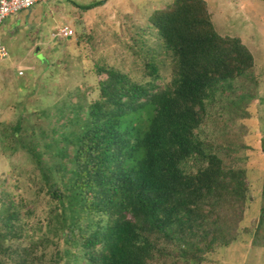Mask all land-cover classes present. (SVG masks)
<instances>
[{"label": "trees", "instance_id": "obj_1", "mask_svg": "<svg viewBox=\"0 0 264 264\" xmlns=\"http://www.w3.org/2000/svg\"><path fill=\"white\" fill-rule=\"evenodd\" d=\"M147 22L169 52L168 81L151 54L143 55L142 80L95 65L97 97L78 106L85 109L75 131L55 136L64 125L59 111L48 131L38 128L40 145L19 137V122L8 133L53 205L58 262L207 264L216 249L237 241L247 169L226 164L198 131L210 102L230 80L247 77L254 56L240 38L218 32L205 0H171ZM147 107L144 129L123 126ZM261 185L264 198V174ZM21 207L0 190V264H32L49 242L32 236L30 212L23 217ZM250 242L264 247V204Z\"/></svg>", "mask_w": 264, "mask_h": 264}, {"label": "rangeland", "instance_id": "obj_2", "mask_svg": "<svg viewBox=\"0 0 264 264\" xmlns=\"http://www.w3.org/2000/svg\"><path fill=\"white\" fill-rule=\"evenodd\" d=\"M170 1L49 0L41 21L44 33L37 55V47L29 48L27 55L23 53L32 42L25 38L26 33L24 38L17 35L14 40L2 35L10 57L32 67L22 78H14L12 66L0 67V190H7L15 203L22 205L23 217L30 212L26 220L32 236L49 239L37 249L36 258L30 259L32 264L65 261L58 262L55 256L58 240L51 224L53 205L40 192L38 172L29 155L18 142L8 139L9 131L19 122V137L40 145L38 128L48 131L59 111L63 112L59 123L64 125H57L55 136L61 131H75L76 119L84 115L85 109L80 111L78 106L97 97L95 65L113 66L142 80L143 55L151 54L163 82L168 81L169 52L147 19L154 9ZM205 1L218 32L240 38L255 58L247 77L230 80L231 84L217 93L210 102V115L198 131L214 143L226 164L247 169V201L237 226V241L216 249L207 264H264V247H252L250 242L264 204V0ZM64 25L72 28L73 35L52 37L53 31ZM151 116L152 108L147 107L123 118V126L144 129ZM43 158L50 162L48 153Z\"/></svg>", "mask_w": 264, "mask_h": 264}, {"label": "crops", "instance_id": "obj_3", "mask_svg": "<svg viewBox=\"0 0 264 264\" xmlns=\"http://www.w3.org/2000/svg\"><path fill=\"white\" fill-rule=\"evenodd\" d=\"M48 1L49 0L36 3L27 9H23L13 15L8 16L9 18L7 17L0 27V38H2V35L5 34L8 38H10L11 40H14L17 35H21L24 38L25 36L24 33H26L27 35L25 36V38L29 40V42L30 41L32 42L25 46L26 50H24L23 53H26L27 55L29 48L37 47V50L34 53L37 55L38 53L37 51L40 47V41H42V38H41L43 36L42 33H44L43 29L40 28L42 25L41 21L44 15H46V11H48L47 10V7H49ZM49 14H52V13L49 12ZM27 25H29L31 28L30 27L28 28ZM224 35H227V34H224ZM17 56L19 58L20 55H17ZM6 65H9V67L12 66V68L15 69L13 70L14 72L12 73L14 78L15 77L22 78L25 75V71L32 68L30 66H26L27 64L25 65V63L22 62V60L19 61V59L16 60L14 58H11L10 53L6 59L0 61V67L6 66ZM18 67H24V74L21 76L17 74Z\"/></svg>", "mask_w": 264, "mask_h": 264}, {"label": "built area", "instance_id": "obj_4", "mask_svg": "<svg viewBox=\"0 0 264 264\" xmlns=\"http://www.w3.org/2000/svg\"><path fill=\"white\" fill-rule=\"evenodd\" d=\"M46 1V0H0V27L3 21L10 15H13L23 9H27L36 3ZM73 35V30L71 27L64 25L57 30H54L52 37L55 38H65ZM9 53L4 45L2 39L0 38V61L6 59ZM17 74L19 76L24 74V67H18Z\"/></svg>", "mask_w": 264, "mask_h": 264}]
</instances>
